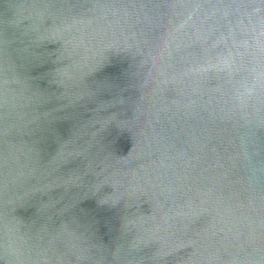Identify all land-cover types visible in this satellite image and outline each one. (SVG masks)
<instances>
[{"label":"water","instance_id":"water-1","mask_svg":"<svg viewBox=\"0 0 264 264\" xmlns=\"http://www.w3.org/2000/svg\"><path fill=\"white\" fill-rule=\"evenodd\" d=\"M0 264H264V0H0Z\"/></svg>","mask_w":264,"mask_h":264}]
</instances>
